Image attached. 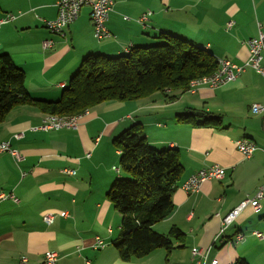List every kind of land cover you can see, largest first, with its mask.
Here are the masks:
<instances>
[{
  "label": "crops",
  "instance_id": "obj_1",
  "mask_svg": "<svg viewBox=\"0 0 264 264\" xmlns=\"http://www.w3.org/2000/svg\"><path fill=\"white\" fill-rule=\"evenodd\" d=\"M57 0H0V55L8 54L24 71L26 88L36 99L59 100L65 85L87 55L119 57L136 47L163 42L165 34L189 41L218 61L243 65L249 58L247 40L264 28V0H113L106 23L111 36L98 40L91 8L53 33L45 21L58 15ZM8 14L15 19L1 23ZM148 14V19L142 18ZM232 22V26L229 23ZM53 46L43 49L42 42ZM174 99H172V97ZM264 77L247 68L234 81L196 92L167 90L136 101H109L86 111L75 130H40L46 114L19 105L0 123V144L9 142L25 161L16 164L0 152V264H17L21 257L40 264L49 251L60 264H264V199L260 209L247 206L221 234L223 218L264 185ZM190 112L192 124L179 115ZM212 116L218 127L192 126ZM143 126L149 144L158 150L176 149L184 170L173 195L174 211L154 230L166 235L172 227L185 234L184 244L125 262L114 247L121 233V215L107 197L114 181L124 176L120 150L113 141L134 124ZM19 136V137H18ZM243 137L255 142L250 158L237 149ZM218 164L222 180L204 182L187 194L183 183L200 169ZM64 168L75 175L61 172ZM29 175L21 179L20 171ZM15 194L19 203L1 194ZM67 212V217L59 215ZM56 213L51 226L46 213ZM238 234L244 238L236 240ZM96 238L104 246L96 245ZM204 249L193 258L192 249Z\"/></svg>",
  "mask_w": 264,
  "mask_h": 264
},
{
  "label": "trees",
  "instance_id": "obj_2",
  "mask_svg": "<svg viewBox=\"0 0 264 264\" xmlns=\"http://www.w3.org/2000/svg\"><path fill=\"white\" fill-rule=\"evenodd\" d=\"M162 40L119 57L87 55L57 101L33 98L26 88L24 71L11 56L0 55V123L19 105L37 107L45 114L73 116L109 101H136L167 90L186 92L190 81L213 74L219 67L210 52L189 41L167 34ZM190 115H179L178 121L191 125ZM218 121L209 116L204 123L192 126L217 128ZM113 144L121 152L124 173L107 192L122 217L114 247L125 262L158 250L169 256L181 247L174 242L184 244L186 236L177 227L163 235L154 226L174 211L173 195L184 170L179 151L153 148L139 123L122 132ZM236 264L248 263L239 260Z\"/></svg>",
  "mask_w": 264,
  "mask_h": 264
},
{
  "label": "built area",
  "instance_id": "obj_3",
  "mask_svg": "<svg viewBox=\"0 0 264 264\" xmlns=\"http://www.w3.org/2000/svg\"><path fill=\"white\" fill-rule=\"evenodd\" d=\"M56 6L58 8V15L54 20L45 21V26L49 31L57 34H62L64 29L74 23L83 7L89 6L91 8V18L94 26V34L98 40H103L111 36L110 31L107 28V21L109 14L113 9V0H57ZM15 19L13 14H8L5 18L1 20V23L10 22ZM147 19L146 15L143 16L142 20ZM232 26V22L229 23ZM247 46L249 50V58L243 65H238L230 62L229 60H223L222 67L210 75L204 77L203 82L195 83L194 85H189L188 92H196L202 87L217 88L222 84L236 80L242 72L247 68H251L257 71L261 76L264 77V28L259 24V34L255 38L247 40ZM44 48H50L53 46V41L47 40L43 41ZM251 110L255 114L264 112V104H253ZM79 121L73 123H49L46 129H76L78 128ZM45 124L42 125L43 128ZM44 129V128H43ZM19 137V136H18ZM237 149L244 155L245 158H250L256 150V147L251 146L250 143L242 142V139L236 142ZM0 152H7L11 154L16 164H21L25 161V156L18 150L12 148L9 142H3L0 144ZM69 175L74 173L66 172ZM226 170L221 166H213L206 169H201L197 173L191 175L182 185V189L187 194H194L199 191L202 184L207 180L211 179H221L225 176ZM25 175V174H24ZM2 199L9 198L15 203H19V198L13 194H1ZM264 199V185L260 186L253 197H248L244 199L239 206L229 212L222 220L221 234L229 228V226L234 222V220L239 216V214L249 205L255 209H260V201ZM66 216V213H62ZM68 215V214H67ZM44 221L47 224H51L54 220L53 213H47L43 216ZM254 234L261 240L264 236L259 232H254ZM244 238L243 234H238L236 237L237 241ZM99 239V238H98ZM98 247H104V243L101 240L96 242ZM198 250H194V256L200 254ZM204 255V251L200 256ZM86 262L85 264H87ZM18 264H30L27 257H22ZM40 264H60L57 253L48 252L45 258ZM212 264H218L217 260L212 261Z\"/></svg>",
  "mask_w": 264,
  "mask_h": 264
},
{
  "label": "rangeland",
  "instance_id": "obj_4",
  "mask_svg": "<svg viewBox=\"0 0 264 264\" xmlns=\"http://www.w3.org/2000/svg\"><path fill=\"white\" fill-rule=\"evenodd\" d=\"M112 10H113V9H112ZM146 17H147V19H148V14H146ZM147 19H146V20H147ZM42 43H43V42H42ZM53 44H54V43H53ZM42 47H43V44H42ZM43 49H46V48L43 47ZM203 49H204V48H203ZM205 50H206V49H205ZM230 62H231V61H230ZM232 63H233V62H232ZM64 88H65V87H64ZM87 111H88V110H87ZM83 113H84V112H83ZM51 115H52V114H46V118L44 119V122H43V124H45V126L43 127L44 129L41 128V127H42V126H41V127H39L40 130H44V131L55 130V129H53V128H51V129H46L47 125H48V124L50 123V121H51L50 119H47V118H51V119H52L53 116H56V115H53V116H51ZM74 116H76V115H73V117H74ZM56 117H57V116H56ZM58 117H63V118H68V117H69V118H70V117H72V116H70V115H68V116H67V115H60V116H59V115H58ZM48 122H49V123H48ZM43 124H42V125H43ZM62 129H63V128H62ZM62 129L57 128V130H62ZM76 129H77V128H76ZM64 130H75V129H68V128H67V129H64ZM244 138H245V137H244ZM239 140H240V139H239ZM237 141H238V140H237ZM237 141H236V142H237ZM254 143H255V142H254ZM255 145H256V144H255ZM257 149H258V148H257V146H256V150H257ZM256 150H255V151H256ZM253 154H254V153H253ZM216 165L218 166V164H214V165H211V166L206 167V168H210V167H213V166H216ZM219 166H220V165H219ZM206 168H202V169H206ZM200 170H201V169H200ZM200 170H199V171H200ZM67 171L70 172V174H71V172L74 173L73 175L71 174V176H74V175H75V171H74L73 169H70V168H64V169L61 170V172H62L63 174H67V173H66ZM29 173H30V171L27 172V171L21 170V171H20L21 179L26 178V177L29 175ZM24 174H25V175H24ZM67 175H69V174H67ZM224 177H225V176H224ZM224 177H223V178H224ZM223 178H221V179H211V180H222ZM211 180H207V181H211ZM207 181H206V182H207ZM200 189H201V188H200ZM200 189H199V191H200ZM199 191H198V192H199ZM19 200H20V199H19ZM49 213H53V212H49ZM62 213H66V216L62 215ZM46 214H47V213H46ZM53 214H54V220H53V222H52L51 224H47V223L44 221V218H43V221H44V223H45L47 226H51V225L54 223L57 214H56V213H53ZM67 214H68V213L65 211V212H61L59 215H61L62 217H67V216H68ZM236 219H237V218H236ZM236 219H235V220H236ZM235 220H234V221H235ZM227 229H228V228H227ZM227 229H226V230H227ZM237 236H238V235H237ZM98 240H101V241H102V239H100V238H99V239L96 238V242H97ZM102 242H103V241H102ZM104 247H105V246H104ZM99 248H102V247H99ZM193 250H198V252H201V253L198 254V255H196V256H194V255H193ZM203 251H204V249H202V248H193V249H192V256H193V258H195V257H197V256H200V255L202 254ZM49 252H51V251H49ZM47 253H48V252H47ZM53 253H55V252H53ZM45 255H46V254H45ZM202 256H203V259H202L201 261L204 260V255H202ZM23 257H25V256H23ZM21 258H22V257H21ZM21 258H20V259H21ZM19 261H20V260H19ZM19 261H18V263H19ZM29 262H30V261H29ZM42 262H43V261H42ZM86 262H88L87 264H89V261H86ZM18 263H17V264H18ZM30 264H31V263H30Z\"/></svg>",
  "mask_w": 264,
  "mask_h": 264
},
{
  "label": "bare ground",
  "instance_id": "obj_5",
  "mask_svg": "<svg viewBox=\"0 0 264 264\" xmlns=\"http://www.w3.org/2000/svg\"><path fill=\"white\" fill-rule=\"evenodd\" d=\"M222 65H223V60H220L219 61V67H222ZM204 77H206V75L205 76H202V77L194 78V80L190 81L189 85H194L195 83L203 82ZM62 87H65V85H62ZM85 113H87V112L86 111L84 113L81 112V114H78V115H76L74 117L72 116L70 118L69 117L68 118L58 117V115H56L57 116L56 117V116L51 115V116H53L52 119L51 118H47V119H50L51 120L50 123H73L75 121H80V118L82 119V117H83V115ZM242 142L250 143L251 146L256 147L254 141H252L249 138H244L243 137L242 138ZM193 254H194V250H193Z\"/></svg>",
  "mask_w": 264,
  "mask_h": 264
},
{
  "label": "water",
  "instance_id": "obj_6",
  "mask_svg": "<svg viewBox=\"0 0 264 264\" xmlns=\"http://www.w3.org/2000/svg\"><path fill=\"white\" fill-rule=\"evenodd\" d=\"M191 114L194 115V116H199V117L203 116L202 113H197V112H191Z\"/></svg>",
  "mask_w": 264,
  "mask_h": 264
}]
</instances>
